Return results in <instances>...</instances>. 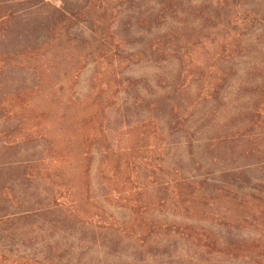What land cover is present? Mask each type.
I'll use <instances>...</instances> for the list:
<instances>
[{"label":"rangeland","instance_id":"1","mask_svg":"<svg viewBox=\"0 0 264 264\" xmlns=\"http://www.w3.org/2000/svg\"><path fill=\"white\" fill-rule=\"evenodd\" d=\"M47 1L0 62V155L45 208L0 223L1 252L264 264V0Z\"/></svg>","mask_w":264,"mask_h":264},{"label":"trees","instance_id":"2","mask_svg":"<svg viewBox=\"0 0 264 264\" xmlns=\"http://www.w3.org/2000/svg\"><path fill=\"white\" fill-rule=\"evenodd\" d=\"M15 3V4H14ZM49 4L47 0H0V41L3 47L0 48V62L7 64L14 61L18 54L31 55L35 49L29 45L16 49L14 45L6 50L5 44L9 38V32L15 19H26L31 15H39L45 5ZM59 17H66V10L58 9ZM4 66V65H3ZM37 74H40L38 70ZM1 140H5L4 138ZM7 148V147H4ZM25 161L13 160L10 157L0 155V223L13 221L29 217L44 207L34 209L30 207L26 199L27 185L26 180L30 179V165ZM21 186L20 192L15 195L14 187ZM17 217V218H16ZM0 260L12 264H31L28 261L22 263L16 259H10L0 250Z\"/></svg>","mask_w":264,"mask_h":264}]
</instances>
